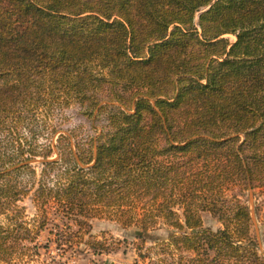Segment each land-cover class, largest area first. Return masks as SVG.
<instances>
[{"label": "trees", "instance_id": "trees-1", "mask_svg": "<svg viewBox=\"0 0 264 264\" xmlns=\"http://www.w3.org/2000/svg\"><path fill=\"white\" fill-rule=\"evenodd\" d=\"M71 102L80 141L48 121ZM263 183L264 0H0L1 262L108 252L106 218L140 238L162 222L196 262L264 264L239 199Z\"/></svg>", "mask_w": 264, "mask_h": 264}, {"label": "rangeland", "instance_id": "rangeland-1", "mask_svg": "<svg viewBox=\"0 0 264 264\" xmlns=\"http://www.w3.org/2000/svg\"><path fill=\"white\" fill-rule=\"evenodd\" d=\"M198 12L195 14V20ZM229 40H233V35H225ZM83 108L77 102H71L62 110H56L55 114L48 118L51 120L55 129L62 131H71V133L80 141L86 138L88 134H92L94 130L91 128V121L83 114ZM105 112L101 113L98 119H93V123L100 127L104 123ZM48 130V129H47ZM44 137H40L39 141H43ZM53 154L52 157H56ZM40 164L35 163L37 170ZM249 209V235L254 241L253 247L256 249L260 258L264 259V183L253 189L244 191L240 198ZM26 211L32 213V207L29 200L25 198L22 202ZM139 211V207L136 208ZM202 223L211 229L221 227V222L208 212L201 213ZM93 231L104 237L106 244L110 249L108 252L93 254L91 251H75L74 248L61 247L65 249V254L61 255V248L52 241L48 246H38V254L30 256H22L13 259L10 262H1L0 264H208L206 258H196L198 262L191 257L194 256L191 251H181L176 246L166 243L168 234L174 231L162 222H158L156 226L146 234L144 238L137 237L136 231H140L137 225H131L127 229H123L120 223L106 218L92 219ZM141 232V231H140ZM47 232H44L46 235ZM141 234V233H140ZM41 243L45 239L39 240ZM191 259V260H190ZM200 259V260H199Z\"/></svg>", "mask_w": 264, "mask_h": 264}, {"label": "water", "instance_id": "water-1", "mask_svg": "<svg viewBox=\"0 0 264 264\" xmlns=\"http://www.w3.org/2000/svg\"><path fill=\"white\" fill-rule=\"evenodd\" d=\"M137 232V234H140L141 232L140 231H136Z\"/></svg>", "mask_w": 264, "mask_h": 264}]
</instances>
